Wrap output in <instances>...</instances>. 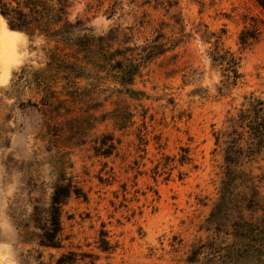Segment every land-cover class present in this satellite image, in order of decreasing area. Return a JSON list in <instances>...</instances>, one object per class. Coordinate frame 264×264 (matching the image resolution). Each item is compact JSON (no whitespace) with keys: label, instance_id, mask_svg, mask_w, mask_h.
I'll use <instances>...</instances> for the list:
<instances>
[{"label":"rangeland","instance_id":"obj_1","mask_svg":"<svg viewBox=\"0 0 264 264\" xmlns=\"http://www.w3.org/2000/svg\"><path fill=\"white\" fill-rule=\"evenodd\" d=\"M70 4L68 20L80 25L58 43L57 61L45 57L56 44L42 36L2 37L0 15V247L16 264H56L68 251L95 264H208L207 253L228 255L226 228L208 224L226 173L216 136L246 98L264 97V15L252 0ZM252 19L260 38L241 51L238 36ZM158 35L168 50L140 70L130 89L143 97L131 98L105 61ZM215 36L242 58L243 80L223 95L209 58ZM237 170L264 195V151ZM61 179L77 195L60 210L61 248L43 249L34 218L46 222ZM101 232L109 253L98 248ZM201 245L205 253L195 254Z\"/></svg>","mask_w":264,"mask_h":264},{"label":"trees","instance_id":"obj_2","mask_svg":"<svg viewBox=\"0 0 264 264\" xmlns=\"http://www.w3.org/2000/svg\"><path fill=\"white\" fill-rule=\"evenodd\" d=\"M252 1L264 15V0ZM70 6V0H0V15L6 20L10 30L24 33L29 39L42 36L47 42H54L56 45L52 50L45 51V57L57 61L58 52L61 51L58 43L68 42L71 30L80 25V21L72 23L68 20ZM259 38L257 22L252 19L250 27L244 28L238 36L240 50L250 49ZM162 41L164 37L158 35L144 46L116 50L114 56L118 58L112 60V65L108 63L111 59L105 61L108 65L106 68L115 73L118 83L125 87L131 98L143 97L141 92L130 87L144 66L167 52L168 41ZM209 58L221 72L222 81L218 88L221 95L243 80L240 71L242 58L225 49L220 43V36H215ZM245 100L236 114L228 118L226 129L216 136L218 144L225 146L226 173L221 182L219 200L208 220V224H214V233H220L226 228L224 234L232 239V251L226 256L205 254L204 259L208 264H264V195L261 196L258 186L255 185V177L245 173L238 174L237 170L250 165L253 158L264 151V97L250 95ZM236 187L239 193L233 198L230 191ZM72 194L76 193L71 184L64 179L59 180L53 187L46 222L39 224L34 218V223L39 225L37 229L41 231L38 238L40 248H61L60 210ZM100 237L99 250L104 253L112 251L104 232H101ZM203 247L201 245L195 254H204ZM85 259L90 260L84 262ZM95 260L92 255L68 251L60 255L56 264H76L78 261L95 264Z\"/></svg>","mask_w":264,"mask_h":264},{"label":"clouds","instance_id":"obj_3","mask_svg":"<svg viewBox=\"0 0 264 264\" xmlns=\"http://www.w3.org/2000/svg\"><path fill=\"white\" fill-rule=\"evenodd\" d=\"M8 75H10V72ZM0 264H16L8 246L0 247Z\"/></svg>","mask_w":264,"mask_h":264},{"label":"bare ground","instance_id":"obj_4","mask_svg":"<svg viewBox=\"0 0 264 264\" xmlns=\"http://www.w3.org/2000/svg\"><path fill=\"white\" fill-rule=\"evenodd\" d=\"M5 26V23H4V20H3V27ZM17 35H20V32H17V31H12L10 29H8L7 27H4V31H3V36L5 39H8V38H13Z\"/></svg>","mask_w":264,"mask_h":264}]
</instances>
